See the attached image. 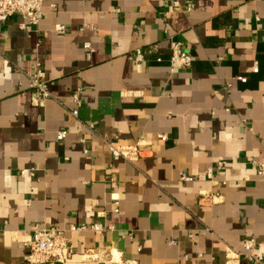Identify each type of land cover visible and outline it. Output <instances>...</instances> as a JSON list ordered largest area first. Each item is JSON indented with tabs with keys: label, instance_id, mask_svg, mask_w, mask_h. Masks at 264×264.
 Here are the masks:
<instances>
[{
	"label": "crops",
	"instance_id": "crops-1",
	"mask_svg": "<svg viewBox=\"0 0 264 264\" xmlns=\"http://www.w3.org/2000/svg\"><path fill=\"white\" fill-rule=\"evenodd\" d=\"M173 1L46 0L36 31L0 16V264H27L36 224L70 239L66 264H115L85 259L108 246L136 264H225L245 238L264 256V0ZM171 41L188 68L170 67ZM35 63L52 98L33 99Z\"/></svg>",
	"mask_w": 264,
	"mask_h": 264
},
{
	"label": "built area",
	"instance_id": "built-area-1",
	"mask_svg": "<svg viewBox=\"0 0 264 264\" xmlns=\"http://www.w3.org/2000/svg\"><path fill=\"white\" fill-rule=\"evenodd\" d=\"M46 0H0V16L2 17H16L20 19L19 27L21 29H32L36 31L38 24L42 18V8ZM174 7H183L179 1L174 0ZM189 11L191 5L183 7ZM59 31H63L65 27L63 25H56L55 27ZM83 48L92 50L91 45L87 42L83 43ZM168 62L172 69L179 70L188 68L192 62V56L186 47L180 41H171L169 46ZM134 60L136 62L144 61V54L140 49L135 51ZM161 58L157 57L156 62H160ZM29 82V88L32 91V96L35 101H43L47 98H52V94L49 91L48 83L46 80L45 70L40 63H35L33 69L29 73H25ZM240 80H244V77H239ZM73 102L76 107L70 109L68 112L74 117L78 118V106L80 103L78 91L72 95ZM88 127H93L91 124ZM66 132L59 131L57 133V139L62 140L65 138ZM163 139V135H158ZM112 156L115 159H124L132 163L135 159L141 156V150L137 144L127 146H114L108 144ZM86 151V150H85ZM221 164L220 162L218 163ZM252 164L256 168V172L259 177L264 179V158L260 161H252ZM33 169H30V172ZM26 171H20L24 174ZM206 175L211 177V169L207 170ZM181 179L184 181H191L192 178L188 175H181ZM264 205V198L262 199ZM117 211V209L115 210ZM108 228H112L110 225ZM77 231H99L98 224H81L75 227ZM31 238L26 243L29 249L26 263L27 264H66L73 254L70 239L61 231L55 227H47L43 225H33L30 229ZM85 259L91 262L98 263H115V264H136L131 260H124L118 249L112 246L102 248L87 249L84 253ZM243 256L251 264H264V256L257 251L256 242L253 238H245L242 241V249L235 250L228 248L226 250V262L225 264H239V258Z\"/></svg>",
	"mask_w": 264,
	"mask_h": 264
}]
</instances>
